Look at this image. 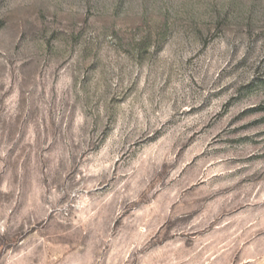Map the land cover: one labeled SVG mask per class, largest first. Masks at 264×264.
<instances>
[{"label": "clouds", "instance_id": "clouds-1", "mask_svg": "<svg viewBox=\"0 0 264 264\" xmlns=\"http://www.w3.org/2000/svg\"><path fill=\"white\" fill-rule=\"evenodd\" d=\"M0 264H264V0H0Z\"/></svg>", "mask_w": 264, "mask_h": 264}, {"label": "rangeland", "instance_id": "rangeland-1", "mask_svg": "<svg viewBox=\"0 0 264 264\" xmlns=\"http://www.w3.org/2000/svg\"><path fill=\"white\" fill-rule=\"evenodd\" d=\"M221 75H223V73H221ZM219 93H217L218 95ZM245 111H254V109H245ZM240 115H243V112L240 113ZM258 121L256 120H253V121H250L249 124H252V123H257ZM249 125L248 124H245L243 125V127H248Z\"/></svg>", "mask_w": 264, "mask_h": 264}]
</instances>
